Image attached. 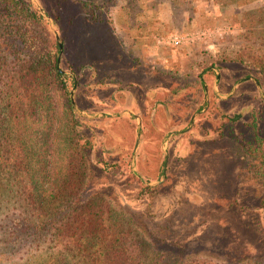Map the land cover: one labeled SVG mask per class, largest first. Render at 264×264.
<instances>
[{
    "label": "rangeland",
    "instance_id": "1",
    "mask_svg": "<svg viewBox=\"0 0 264 264\" xmlns=\"http://www.w3.org/2000/svg\"><path fill=\"white\" fill-rule=\"evenodd\" d=\"M29 1L42 22L15 21L0 4V63L28 53L12 35L18 28L61 43L74 116L56 91L51 120L19 127L36 156L34 178L0 179V264H55L53 221L36 230L31 191L37 204L63 212L102 198L132 240L146 243L143 264H264V75L255 67L264 60V21L255 28L242 15L264 0H182L189 27L158 37L208 35L154 52L133 50L116 33L119 0ZM70 142L91 147L85 187L67 202L41 199L64 180Z\"/></svg>",
    "mask_w": 264,
    "mask_h": 264
},
{
    "label": "trees",
    "instance_id": "2",
    "mask_svg": "<svg viewBox=\"0 0 264 264\" xmlns=\"http://www.w3.org/2000/svg\"><path fill=\"white\" fill-rule=\"evenodd\" d=\"M0 4L15 21L24 20L34 25L44 19L29 0H0ZM91 5L93 2L88 4ZM93 10H96V6ZM88 15L97 16L94 12ZM242 15L251 16L255 28H258L264 21V7L245 11ZM76 16L81 20L80 16ZM7 17L5 24L10 28ZM0 23L4 22L0 20ZM12 35L22 39L24 50L28 53L25 57L17 56L11 64L0 63V179H5L8 185L16 181L23 183L25 173L34 178L35 169L31 165L32 158L36 156L33 152L31 155L25 146L24 132L19 127L25 129L31 120L32 124L27 129L33 126L35 130L39 123L51 120L59 108L56 91L61 96L67 95L65 109L70 110L71 114L74 110L68 98L70 93L66 74L59 66V45H52L28 29L23 31L18 28ZM255 67L256 75L260 78V75H264V60L257 62ZM15 131H18L17 134ZM90 148L88 142L82 145L70 142L67 145L64 180L49 193L37 195L45 199L47 194H53L54 197H63L66 202L79 195L86 184L92 153ZM34 191L41 192L37 184ZM32 193H28L27 203L35 210L33 223L36 230L42 232L47 227V220L53 221L50 226L53 231L51 244L58 247L53 260L55 264H143L146 257L141 253L146 243L132 240L131 229L102 198L92 196L79 202L76 208L63 212L57 204L42 203L43 200L37 204Z\"/></svg>",
    "mask_w": 264,
    "mask_h": 264
},
{
    "label": "crops",
    "instance_id": "3",
    "mask_svg": "<svg viewBox=\"0 0 264 264\" xmlns=\"http://www.w3.org/2000/svg\"><path fill=\"white\" fill-rule=\"evenodd\" d=\"M174 1L178 3L177 13L170 4ZM181 1L182 0H119L114 3L113 9L116 33L123 35L128 40V44L133 50H144L149 52L161 50L163 47L159 44L157 39L159 33L168 34L169 32H174L176 29L188 28L190 25L189 18L191 16L189 15L192 11L189 12L186 7L180 5ZM214 1L215 0H205L201 1V3ZM134 5H136L135 12L132 9ZM199 11L198 9L192 21L196 20L195 17L200 14Z\"/></svg>",
    "mask_w": 264,
    "mask_h": 264
},
{
    "label": "built area",
    "instance_id": "4",
    "mask_svg": "<svg viewBox=\"0 0 264 264\" xmlns=\"http://www.w3.org/2000/svg\"><path fill=\"white\" fill-rule=\"evenodd\" d=\"M198 35V36H197ZM208 32L206 30L197 33L185 32V33H172L168 36H159L158 42L168 45H182L185 43L194 42L197 37H206Z\"/></svg>",
    "mask_w": 264,
    "mask_h": 264
},
{
    "label": "water",
    "instance_id": "5",
    "mask_svg": "<svg viewBox=\"0 0 264 264\" xmlns=\"http://www.w3.org/2000/svg\"><path fill=\"white\" fill-rule=\"evenodd\" d=\"M59 45H60V47L62 48V44H61V43H59Z\"/></svg>",
    "mask_w": 264,
    "mask_h": 264
}]
</instances>
